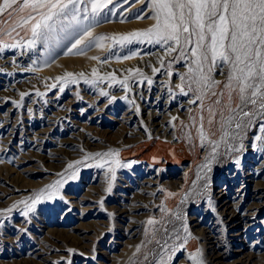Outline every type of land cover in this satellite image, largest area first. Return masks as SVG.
Masks as SVG:
<instances>
[{
  "label": "rangeland",
  "instance_id": "obj_1",
  "mask_svg": "<svg viewBox=\"0 0 264 264\" xmlns=\"http://www.w3.org/2000/svg\"><path fill=\"white\" fill-rule=\"evenodd\" d=\"M4 1L0 264H264V0Z\"/></svg>",
  "mask_w": 264,
  "mask_h": 264
},
{
  "label": "bare ground",
  "instance_id": "obj_2",
  "mask_svg": "<svg viewBox=\"0 0 264 264\" xmlns=\"http://www.w3.org/2000/svg\"><path fill=\"white\" fill-rule=\"evenodd\" d=\"M4 1V0H3ZM6 2L7 1H4L3 2V4H6ZM7 4H9V2L7 3ZM43 4V3H42ZM127 8H129V7H127ZM125 10V9H124ZM123 10V11H124ZM124 13V12H123ZM129 13V12H128ZM126 16V15H125ZM129 16V15H128ZM23 26V25H22ZM144 53V52H143ZM153 53V52H152ZM152 53L150 54V55H152ZM145 54V53H144ZM2 56H0V58H1ZM107 57V56H106ZM143 57V56H142ZM149 57V56H148ZM147 57V58H148ZM146 58V59H147ZM145 59V58H144ZM149 59V58H148ZM143 62V61H142ZM147 62H150V61H147ZM146 62V63H147ZM145 63V62H144ZM4 65V64H3ZM148 65H150V64H148ZM153 70V69H152ZM154 70H156V68H154ZM157 74V73H156ZM152 77H154V76H152ZM155 79H156V77H155ZM154 79V80H155ZM161 80L162 79H157L155 82H154V84L152 85V86H147V85H142L141 83H138L137 85H136V88L134 87V89L137 91V92H139L140 94L141 93H144L143 92V90L142 89H144V90H149L148 92H147V94H148V96H153V95H151L153 92H154V90L155 89H159V91L157 92V94H156V98H155V101H153L150 105L151 106H153V107H155V112L153 111H150V112H152V114H153V117L155 118V117H157V116H159L160 114H161V108H162V110H168L169 109V111H167V112H171V110H170V108H172L173 107V105H175V102L173 101V99H171V98H167V100H165V101H163V99L164 98H166L167 96H166V90H165V88H164V84L162 83L161 84ZM139 81H140V79H139ZM28 82V81H27ZM149 82V81H148ZM137 83V82H136ZM147 84V83H146ZM151 87V88H150ZM169 91V90H168ZM156 93V92H155ZM147 94H146V97H147ZM145 96V95H144ZM184 98V97H183ZM185 99V98H184ZM182 100L181 99V101H179L180 102V104H178V107L177 108H175V109H180L181 107H183L184 105H186V103H188V101L187 100ZM185 101H187V102H185ZM191 102V101H190ZM149 103V102H148ZM163 104H165L166 106H162ZM188 105H189V103H188ZM150 114V113H149ZM151 114V115H152ZM5 120V119H4ZM8 120V119H7ZM6 121V120H5ZM9 122V121H8ZM154 124H156V126H159V127H157V128H159L161 131L163 130L164 131V133H165V135H166V133H167V131H169L170 129H171V123H169L168 125H165L163 122H156V123H154ZM153 124V125H154ZM4 125V124H3ZM155 127V126H154ZM157 130V129H156ZM170 133V132H169ZM8 134V133H7ZM163 134V133H162ZM13 135V134H12ZM5 138H7V137H5ZM262 165V164H261ZM255 166H256V164H255Z\"/></svg>",
  "mask_w": 264,
  "mask_h": 264
}]
</instances>
